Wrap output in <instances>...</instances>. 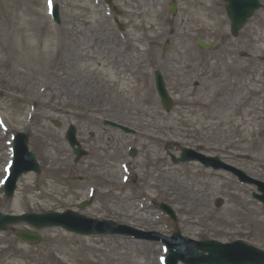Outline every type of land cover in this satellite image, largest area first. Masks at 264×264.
Masks as SVG:
<instances>
[{
    "label": "rangeland",
    "instance_id": "obj_1",
    "mask_svg": "<svg viewBox=\"0 0 264 264\" xmlns=\"http://www.w3.org/2000/svg\"><path fill=\"white\" fill-rule=\"evenodd\" d=\"M28 1L31 2V0ZM75 1L52 0L53 5L57 4L59 7L60 23L58 25L51 21L46 3H44L43 21H45L46 29L58 33L64 21L75 11L72 8ZM92 1L98 3L99 8L108 14L106 17L107 26L117 34L122 33L124 28L118 24L121 19L119 1L111 0L109 4H106L104 0ZM259 1L263 4V8L259 9L250 20H247L248 22L236 38H232L228 32L229 22L226 19L223 3L215 0H174L177 10L175 16H172L168 12L170 0H157L154 4V9L160 13L157 25L152 30L145 32L150 43L141 44L144 50L147 49L143 57L152 61V64L145 67L143 71V83L150 105L162 117V120L161 118L156 119L154 122L156 125L164 123L168 126L171 119L174 120L176 111L179 112L182 108V103L179 104L178 99L184 94L183 92H187L195 85L206 86L201 74L212 73L213 69L216 73L214 63L219 58L225 57L228 60L237 58L241 63L248 59L251 53L244 51L242 45L248 42L246 32L255 28L257 22L264 20V0ZM83 2H88V0H83ZM142 32L143 30L140 33ZM196 38L214 46L215 50L207 52L199 49L194 43ZM165 43H168V47L162 55ZM239 48H241L240 52L237 51ZM2 56L7 60L4 53ZM6 60L0 61V113L7 115L6 124L4 123L7 128L0 126V212L14 215L19 213L42 214L70 209L89 218L112 220L118 224L146 232L154 231L166 236L178 230L182 236L195 241L216 240L220 243H230L238 239L247 245L264 250V223L262 228H254L246 217L245 205L250 202L258 208L262 214L261 218L264 219V210L261 204L252 198V194L256 193L255 186L239 184L235 176L233 177L230 173L226 171L213 172L198 162L174 165L168 155L170 153L178 157L182 148H189L205 155L215 156L223 163L242 171L248 177L264 182V167L255 162V160L264 162V118L258 117L259 119L256 120L253 117L254 114L250 113L242 119L245 125L248 124L247 127L245 130H238L237 133L235 123H239L241 117L235 115L230 120L227 117L234 111L237 97L224 98L222 105L213 111L214 117L210 122L211 125L201 120L206 125L201 129L197 140L191 135L187 136V133L174 134V131L166 129L161 136L164 140L154 141L144 135L146 125L151 121L137 113L136 109L139 106L137 103H133L134 98L125 103L121 99L122 97L107 91L104 103L111 110L107 114H99L95 119L83 116L80 111L67 106H60L48 111L41 107L42 103H54L57 101L56 98L50 99V92L46 91L43 98L28 103L26 101L27 93H24V89L32 81L26 76L10 75L12 63ZM258 60L264 64V53L259 55ZM65 63L69 66L66 71L71 77L82 80L87 78L83 62L69 54L66 56ZM156 72L162 74L165 87L172 99V107L168 113L161 107L153 87V76ZM50 74L51 71L47 69L41 79L44 86L48 85L54 92L61 88V83ZM195 77L198 78L196 82ZM237 78L246 80V76L240 73ZM34 94L38 95V90L32 93V95ZM196 94L200 98L208 97V92H203L202 89ZM64 98L66 99V97ZM31 112L35 115L29 120L26 114ZM232 114L234 115V112ZM19 120H24V122H18ZM105 121L132 129L134 133L125 134L120 129L107 126ZM247 121L249 122L247 123ZM55 123H60V127L56 128ZM70 125L76 127L77 141L81 149L87 152V156L78 161L75 160L64 139L65 130ZM41 126L43 128H40ZM196 127L198 128V126ZM182 129L186 130V125L183 123ZM15 133L27 135L29 150L36 156L40 165V174L23 175L17 182L18 186L14 196L6 199L2 193L1 181L10 159V138ZM106 137H111L113 141L106 142ZM97 147L104 148L108 153L117 152L120 160L113 162L102 157L95 158L93 150ZM129 149L136 151L134 157L129 156ZM153 158H157L159 161L155 162ZM90 163L94 167V171L104 168V180L112 181L105 188L98 182L92 198H89L84 190L80 191L81 195H76L75 192L77 184L81 182L78 178L77 168ZM118 163L127 164L130 169L131 175L125 184L118 181L119 174L116 172ZM64 164L69 165L68 170H64ZM191 165L192 167H190ZM111 167L114 169H110ZM195 167L203 172V176L207 175L208 180L213 183L214 190L209 192V196H206L208 206L204 209L198 210L193 204H188L185 207L181 205L185 209L181 211V206L172 201L171 183L175 179L174 177L187 176L190 174L189 172L194 171L191 169ZM26 176H29V179L26 180ZM221 177L230 179L233 186L223 183ZM24 181L30 185L26 197L36 196L41 191L48 192L50 183L62 190L70 188L71 193H75V195L63 198L62 202L42 199L40 201L42 204L44 203V207L26 204L18 211H14L12 202ZM82 181L88 183L90 179H82ZM201 181L208 182L203 179ZM148 184H152L153 188L146 189ZM219 184L223 186L219 187ZM102 192H106L104 197L101 196ZM147 192L151 193L150 198H145L144 194ZM138 193H141V199L144 198L141 202H143L147 214L139 213V217L147 216L150 219L149 222L128 218L124 215L127 212L125 206L127 202L123 198H131ZM217 199L223 201L220 207L214 205ZM84 201L89 203V206L82 212L78 210V205ZM161 203L170 206L175 212V222L159 212L158 205ZM185 218L195 224L185 226L182 224V220ZM14 230L37 233L40 237L39 243L29 245L22 242L18 237H15ZM0 237L3 238L2 243L0 242V264H58L40 258L43 248L50 242L48 238H55L54 245H57L58 248L76 251L75 257L72 256L76 260L86 255L87 260L93 262L95 257L100 258V252L105 253L113 249L116 250L119 263L127 260L129 264H159L158 259L163 255L161 244L155 242L145 241L154 245L145 253L142 247L137 246L135 249L129 245L127 239L115 235L79 237L60 228L35 230L23 223L9 227L6 232L0 233ZM6 244L9 246V250H1ZM20 247L28 251V254H21L18 250ZM99 249H103V251L99 252Z\"/></svg>",
    "mask_w": 264,
    "mask_h": 264
},
{
    "label": "bare ground",
    "instance_id": "obj_2",
    "mask_svg": "<svg viewBox=\"0 0 264 264\" xmlns=\"http://www.w3.org/2000/svg\"><path fill=\"white\" fill-rule=\"evenodd\" d=\"M118 1L121 8V19L118 24L124 28L120 34L113 32L107 26V16L99 8V5L93 3L92 0H88V2L76 0L72 6L75 11L64 21L58 33L46 29L45 21H43L44 0H31V2L28 0H0V61L6 60L2 56L4 53L7 60L12 63L10 75L26 76L32 81L24 89V93H27L26 101L28 103L40 100L48 91L50 92V99L56 98L57 101L51 104L42 103V108L51 111L60 106H67L80 111L83 116L95 119L99 114H107L111 110L104 103L107 91H111L116 96L122 97L121 99L125 103L134 98L133 103H137L139 106L136 109L137 113L151 121L146 125L144 135L154 141H163L164 138L161 136L166 129L174 131V134L187 133V136L191 135L197 140L204 125H211L210 122L214 117L213 111L222 105L225 97H237L234 115L233 112L227 115L229 120L235 115L241 117L239 123H235L237 133L238 130H245L247 127L248 124L245 125L242 119L250 113L254 114L253 117L256 120L259 119L258 117L264 118V64L258 60L259 55L264 53V20L257 22L255 28L246 32L248 42L242 45V49L250 52L251 55L244 63L239 62L237 58L229 60L225 57L219 58L214 63L216 73L213 69L212 73L201 74L206 86L195 85L187 92H183L184 94L178 99L179 104L182 103V108L179 112L176 111L174 120L171 119L168 126L164 123L156 125L154 123L156 119L161 118L162 120V117L150 105L143 83V71L145 67L152 64V61L143 57L147 49L144 50L141 44L150 43L145 32L152 30L157 25L160 16L159 11L154 9L157 0ZM142 30L143 32L140 33ZM237 51L240 52L241 48ZM69 54L84 63L83 68L87 71L85 80L71 77L67 73L66 70L69 69V66L66 65L65 59ZM47 69L51 71L50 75L61 83V88L54 90V92L48 85L44 86L41 79ZM239 73L244 74L246 80L241 78V81L237 78ZM197 80L198 78L195 77V82ZM201 89L203 92H208L206 99L200 98L196 94ZM36 90H38V95H32ZM206 100L208 101L206 102ZM27 115L34 116L35 114ZM180 116L181 119H179ZM4 119H7V115L4 116ZM201 120H204L206 124L202 123ZM20 121L21 123L24 122V120L18 122ZM182 123L186 125V130L182 129ZM112 141L111 137H106V142L111 143ZM93 156L109 159L113 162L120 160L117 152L108 153L100 147L93 150ZM153 159L155 162L159 161L157 158ZM255 162L264 167V162L258 160ZM93 168L91 163L77 168L76 171L81 182L76 186V195H81L80 191L82 192V190L86 194L88 190H96L94 187L98 182L103 188L112 183L110 180H104V168H99L98 171H94ZM116 168V172L119 174L118 181H121L123 176L122 170L129 174L126 165L118 163ZM195 168H192L191 170L194 171L189 172L190 174L187 176L174 177L175 179L171 183L173 191L171 196L172 201L180 206L185 207L188 204H193L196 209L202 210L208 206L206 196L210 195L209 192L214 190V186L208 180L207 175L203 176V172L197 167ZM68 169L69 165L64 164V170ZM110 169H114V167ZM88 178L90 179L88 183L82 181V179ZM27 179L29 176H26ZM201 179L208 182H202ZM221 181L231 187L233 186L232 181L228 178L221 177ZM218 186L223 185L219 184ZM150 188H153L152 184L146 186V189ZM29 190V183L27 181L22 182L18 195L12 202L14 211H18L26 204L44 207V203L42 204L40 201L42 199L62 202L63 198L66 199L68 196L75 195V193H71L70 188L62 190L51 183L48 186V192L41 191L36 196L26 197ZM105 195L106 192L101 193V196L104 197ZM140 195L141 193H138L131 198H123L127 202L125 204L127 212L124 215L128 218H137L143 222L144 220L149 222L150 219L147 216L145 218L139 217V213L147 215L143 202H141L144 198L141 199ZM144 195L145 198L151 197L150 192ZM135 204H137L136 207H134ZM182 206L181 211H184ZM245 206L246 217L253 224V227L262 228L264 219L261 218L262 214L258 208L250 202H247ZM182 224L193 226L195 223L185 218L182 220ZM2 240L3 238L0 237V242ZM48 240L50 242L40 253V258L47 262H57L58 264H129L127 260L119 263L114 249L105 253H101L100 251L103 249H99L100 258L95 257L93 262L87 260L86 255L76 260L72 257H75L76 251L56 247L57 245H54L55 238H48ZM128 242L135 249L137 246L142 247L145 253L154 247L153 244H148L145 241L128 240ZM7 248L9 247H3L1 250ZM18 250L21 254H28V251L21 247Z\"/></svg>",
    "mask_w": 264,
    "mask_h": 264
},
{
    "label": "water",
    "instance_id": "obj_3",
    "mask_svg": "<svg viewBox=\"0 0 264 264\" xmlns=\"http://www.w3.org/2000/svg\"><path fill=\"white\" fill-rule=\"evenodd\" d=\"M109 2L110 0H106ZM227 3L226 12L231 22V33L233 36L237 34V31L244 25L246 20L251 16L253 11L258 7L260 4L257 0H223ZM57 8L55 7V19L59 22L58 15H57ZM170 12L172 14L175 13L174 5L170 6ZM196 43L199 47L207 50H212L213 48L208 44H204L202 41L196 40ZM156 90L158 93V97L161 99L163 103V107L168 110L171 106V99L168 96L162 78L160 74H156ZM124 131L128 132L127 129H123ZM75 129L70 127L66 139L73 149L74 154L76 155L77 159L85 156V152H83L79 148H75L78 146L75 140ZM27 139L22 134H17L16 141L14 143V164L11 169L10 177L8 183L6 184L5 194L7 197L12 195L13 190L15 188V182L19 175L21 176L24 173L29 171H34L35 173L39 172L38 165L35 161V157L32 154H28L27 152ZM134 153V152H132ZM196 157L192 155V151L184 149L182 151L181 159L175 160L172 158L174 163L177 162H184L194 160ZM205 166H208L206 164ZM216 167H223L222 165ZM224 168V167H223ZM226 168V167H225ZM235 174H240L239 172H235ZM251 182V181H250ZM264 189V185H259ZM262 190V189H261ZM264 195V190H262ZM259 201H261L264 205V196L257 197ZM219 205V203H217ZM85 205L80 206L81 208ZM160 208L165 211L166 213L170 214L171 217L174 219V216L170 209L166 205H161ZM25 221L36 228L43 227H52L57 226L61 227L69 232H73L75 234L80 235H96V234H114L120 233L117 232L119 228L117 224L109 221V222H99L97 220H89L75 214L71 211L64 213L62 215L59 214H52L46 216H21V217H6L0 214V230H6L9 225L16 224L18 222ZM117 228V229H116ZM114 229V230H113ZM16 234L21 237L23 240H26L30 243H36L38 241V237L36 235H32L30 233L24 232H16ZM175 238H179V233H176ZM175 242V241H174ZM177 243V242H176ZM169 244L170 256L167 259L168 263H175L177 260H181L186 264H264V252L252 248L250 246L244 245L242 242H235L228 245H221L214 241H206L198 244L197 248H194L192 254H185L180 253L181 245L180 244ZM201 249L202 253L198 254V250ZM208 253V257L204 255V253ZM197 255L195 259L194 255Z\"/></svg>",
    "mask_w": 264,
    "mask_h": 264
}]
</instances>
